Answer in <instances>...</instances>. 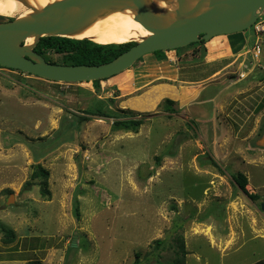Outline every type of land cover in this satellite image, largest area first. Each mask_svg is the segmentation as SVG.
Here are the masks:
<instances>
[{"label":"rangeland","instance_id":"1","mask_svg":"<svg viewBox=\"0 0 264 264\" xmlns=\"http://www.w3.org/2000/svg\"><path fill=\"white\" fill-rule=\"evenodd\" d=\"M248 32L234 56L211 59L208 43L148 55L99 89L0 66V264L264 259V44L256 59ZM98 107L144 124L114 130L87 114Z\"/></svg>","mask_w":264,"mask_h":264},{"label":"water","instance_id":"2","mask_svg":"<svg viewBox=\"0 0 264 264\" xmlns=\"http://www.w3.org/2000/svg\"><path fill=\"white\" fill-rule=\"evenodd\" d=\"M177 1L173 17L169 18L155 13L147 0H63L41 11L33 10L29 17L0 23V66L54 83L105 81L156 52L176 51L208 43L218 36L245 33L264 15V0ZM113 8L136 11L134 20L147 33L113 61L96 66L58 65L47 62L35 50L44 37L72 39L100 13ZM29 38L35 39L30 47L26 45ZM261 210L264 212V202Z\"/></svg>","mask_w":264,"mask_h":264},{"label":"trees","instance_id":"3","mask_svg":"<svg viewBox=\"0 0 264 264\" xmlns=\"http://www.w3.org/2000/svg\"><path fill=\"white\" fill-rule=\"evenodd\" d=\"M230 40V45L232 48V51L234 54H238L243 50V48L246 46V38L244 36V33H238L234 35L228 36ZM206 42L201 43H195L191 44L190 46L182 49H178L177 52L182 51L184 49H190L194 47H201L204 46ZM135 45V43H129V44H122V45H99L96 43H93L89 40H75L70 38H61V37H44L42 38L37 47L36 51L42 55L47 62L51 64H58V65H68V66H81V65H87V66H96V65H102L108 62L113 61L118 56L123 54L124 52L128 51L130 48H132ZM227 50L226 46L224 44H218L216 47L211 49V53H217L219 51ZM53 53L56 55L63 56V62L62 63H55L47 60L46 55L48 53ZM226 53H223L222 55H218V57H221L225 55ZM154 55L158 61L163 62L167 61L168 57L166 55V52L160 51L156 52ZM141 59L140 61H142ZM139 61V62H140ZM218 72L217 70L213 71L210 76L216 74ZM30 75V74H29ZM109 80V79H108ZM107 81V80H105ZM102 81H96L93 82L94 86L99 89L100 83ZM172 101H167L166 110L170 112L171 114L175 113V110L172 108ZM87 114L91 116L101 117V118H110L115 119L113 129L117 131H133L136 132L140 126L144 124V119H136V118H126L122 119L119 117L118 114H115L112 111H106L103 108H94L89 109L87 111ZM133 115V114H132ZM49 176V173L43 169L42 166L37 165L36 170L33 174V178L35 179H47ZM239 184L242 189H245L247 186L246 177L243 175H239ZM50 195V192L48 193L43 191V194ZM79 209L77 207V218L80 217ZM5 231V237L9 243H14L16 240V236L13 231L4 229ZM161 241H158V246L161 245ZM137 258H139L137 256ZM135 264H140L137 260ZM254 264H264V259L254 263Z\"/></svg>","mask_w":264,"mask_h":264},{"label":"bare ground","instance_id":"4","mask_svg":"<svg viewBox=\"0 0 264 264\" xmlns=\"http://www.w3.org/2000/svg\"><path fill=\"white\" fill-rule=\"evenodd\" d=\"M63 0H5L0 2V15L25 18L33 14V10L41 11L46 6ZM155 13L173 17L177 8V0H147ZM136 11L113 8L100 13L86 27L71 36L75 40H89L99 45H122L141 42L147 36L142 26L135 22ZM171 15V16H170ZM29 42V45H27ZM27 46H33L34 38H29Z\"/></svg>","mask_w":264,"mask_h":264},{"label":"crops","instance_id":"5","mask_svg":"<svg viewBox=\"0 0 264 264\" xmlns=\"http://www.w3.org/2000/svg\"><path fill=\"white\" fill-rule=\"evenodd\" d=\"M264 16V15H263ZM250 33H244V36L246 38V42H247V45L252 41V35L250 36L249 35ZM208 47L209 48H214L216 47L218 44H224L227 48V50H224V51H219L217 53H211V49L209 51V54H210V58L211 59H217V56L218 55H222L223 53H226L225 55L221 56V57H218V59H222V58H228L229 55H233L234 56V53L232 51V48H231V45H230V40L228 38V36H218V37H215L214 39H212L210 42H208ZM152 55V54H151ZM166 55L168 57V62H174L176 60V51H170V52H166ZM213 62H216L213 60Z\"/></svg>","mask_w":264,"mask_h":264},{"label":"built area","instance_id":"6","mask_svg":"<svg viewBox=\"0 0 264 264\" xmlns=\"http://www.w3.org/2000/svg\"><path fill=\"white\" fill-rule=\"evenodd\" d=\"M263 17L264 16H262L259 19V21L256 23V25L252 28L258 40V43L257 45H255L254 50H253L254 57L256 59L260 58L262 54V47L259 43L262 42L261 44H264V19Z\"/></svg>","mask_w":264,"mask_h":264}]
</instances>
